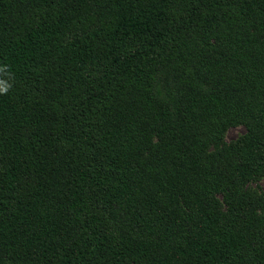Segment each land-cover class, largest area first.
<instances>
[{
	"label": "trees",
	"instance_id": "1",
	"mask_svg": "<svg viewBox=\"0 0 264 264\" xmlns=\"http://www.w3.org/2000/svg\"><path fill=\"white\" fill-rule=\"evenodd\" d=\"M4 65L0 264H264V0H0Z\"/></svg>",
	"mask_w": 264,
	"mask_h": 264
},
{
	"label": "rangeland",
	"instance_id": "2",
	"mask_svg": "<svg viewBox=\"0 0 264 264\" xmlns=\"http://www.w3.org/2000/svg\"><path fill=\"white\" fill-rule=\"evenodd\" d=\"M80 28L85 29L86 26L84 25L74 26V28H71L66 34V39L68 40L72 38L73 35L80 34L81 32ZM169 42L170 43H167L166 46H164L166 47V49L169 47L168 50H163L162 52H158L157 50H155L154 52H150L149 54L150 56H153V55L157 56V58L156 56H153L152 61L149 62L147 65L148 72L152 74V77L149 79V82H150V86L153 88H159L161 85L165 86L166 83L171 84L170 81L166 80L165 76L168 75V73H173L177 70L179 71L178 63L174 64L173 66H169L167 68V65H168L167 63L169 62L171 57L174 56L176 52L181 50L179 44L178 46H175L177 45L176 40H171ZM172 45L175 46L174 49ZM139 46L141 48L142 44L136 43V47H139ZM180 76H181V71H180ZM244 132H245V129L241 125L229 127L224 132L221 143L218 144L217 148H220L223 145L230 144L231 142L235 141L238 137L243 135ZM244 190L247 194H249L256 200L264 199V175L253 177L251 180H249L246 183ZM217 199L220 203H223V199L221 198L220 195H218ZM260 209L261 211L258 213V215H264L263 204L261 205Z\"/></svg>",
	"mask_w": 264,
	"mask_h": 264
},
{
	"label": "clouds",
	"instance_id": "3",
	"mask_svg": "<svg viewBox=\"0 0 264 264\" xmlns=\"http://www.w3.org/2000/svg\"><path fill=\"white\" fill-rule=\"evenodd\" d=\"M0 95H6L12 88V84L8 81L12 79L9 74L8 66H0Z\"/></svg>",
	"mask_w": 264,
	"mask_h": 264
}]
</instances>
